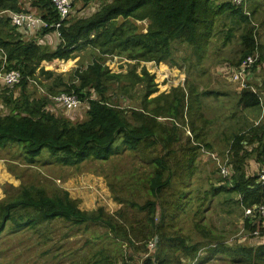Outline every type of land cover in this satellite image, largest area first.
I'll list each match as a JSON object with an SVG mask.
<instances>
[{"label":"rangeland","instance_id":"374dc122","mask_svg":"<svg viewBox=\"0 0 264 264\" xmlns=\"http://www.w3.org/2000/svg\"><path fill=\"white\" fill-rule=\"evenodd\" d=\"M72 1L73 10L67 25L89 18L103 4L113 0H91L88 3ZM18 2L23 10L36 13L29 7L28 0ZM241 4L248 23L231 22L224 16L219 17L215 21V34L206 43L201 44L199 49L175 43L171 59L167 57L159 62L136 63L122 55H104L93 46H82L68 59L39 62L41 71L36 73L39 80L33 79L26 86L30 99L39 100L50 86L56 93L65 90L71 92V86L78 85L74 72L102 60L111 74L121 76L118 82L110 84L105 97L124 112L131 127L138 128L146 121L143 116L147 112L142 108L149 111L160 106V110L167 103H172L174 98H181L182 93L186 112V97L190 88L198 94L200 115L192 116L191 108L183 115L184 118L182 116L183 119L174 120L166 117L164 112L156 111L155 120L162 125L164 132L159 138L146 140L136 150H129L117 141L113 145L115 153L108 160L88 159L76 166L57 164L46 153L33 163H28L21 146L7 144L0 147V209L10 199L18 197L22 189L39 188L48 196L68 194V199L83 212L92 213L102 209L104 217L111 221L116 230L125 231L110 233L107 227L99 223L73 226L60 219L30 230L13 231L7 227L0 234V264H94L103 254L113 256L116 264H143L154 253L156 243L150 227H147L150 226V221H147L149 214L139 208L148 200H155L147 190L146 181L155 167L151 160L160 157L168 165L171 180L170 186L156 199L157 211L153 224H158L160 216L166 214V222H171L174 230H179L189 241L202 244L197 257L184 264H228L223 255L209 256L207 247L215 242H223L229 247H249L264 242V235L259 233L261 228L264 229V223L249 221L252 225L249 232L243 225V210L238 203L240 197L232 192L214 194L220 186H233L236 137H244V149L240 155L245 174L256 176L264 169H259L254 154H247L258 144L252 140L250 128L256 127L264 119V3L255 10L249 1L242 0ZM4 14L0 12V16ZM140 14L145 16L147 12L142 9ZM131 23L138 34L145 35L150 30L149 18L136 19ZM247 31L260 47L252 53L253 59L257 61L259 55L262 56L251 71L252 78L248 82L261 99L260 107L252 109L237 104L239 92L243 89L240 83L232 78L227 80L224 73L218 72L224 64L236 65L246 49L242 35ZM41 44L42 47L46 45L44 40ZM142 67L149 76H153L152 83L156 89L146 99L150 101L149 105L144 99L148 82L139 79ZM109 83V78L104 80V86ZM3 89L0 84V94L12 93L13 98H19L22 93L19 89ZM203 92H216L219 95L202 96ZM91 95L94 100L100 97L95 92ZM3 107L0 100L1 113L6 114L7 110ZM46 111H52L57 117L76 124L86 120L88 107L86 101L73 110L50 104ZM171 133L173 142L161 139ZM202 149L210 155L203 153ZM212 155L223 164L225 176L219 172ZM207 256V262L203 263Z\"/></svg>","mask_w":264,"mask_h":264},{"label":"trees","instance_id":"16d2710c","mask_svg":"<svg viewBox=\"0 0 264 264\" xmlns=\"http://www.w3.org/2000/svg\"><path fill=\"white\" fill-rule=\"evenodd\" d=\"M81 1L88 3L91 0ZM247 1L253 5V10L264 3V0ZM28 2L29 7L36 10V14L43 20L58 21L49 0H28ZM241 2L242 0L237 3L234 0H113L103 4L89 18L75 20L69 25L66 21L60 28V42L52 50L42 47L41 41L53 29L30 32L13 26L7 14L0 16V68L4 65V72L18 70L22 75L18 85L12 88L3 86L5 88L3 90L22 91L19 98H13L12 93L0 94L3 108L7 110L6 114H2L0 110V147H5L7 144L21 146L28 163H33L46 153L57 164L76 166L88 159L108 160L115 153L113 145L117 141L129 150H136L146 140L153 141L159 138L164 132L162 125L156 121V111L164 112L166 117L174 120L182 118L191 108L192 116L200 115L198 94L190 88L186 97V112L182 93L181 98H174L172 103H167L166 107H161L160 110H158L160 106L149 111L142 108L147 112V115L143 116L146 121L138 128L131 127L124 112L109 103L104 94L109 90L110 84L114 81L118 82L121 76L111 74L99 60L85 69H77L74 72L78 85L71 86V91L82 101H86L88 107L87 118L83 122L72 124L62 117H57L52 111H46L52 102L45 96L40 97L39 100L30 99L26 94V86L29 79H36L35 73L39 62L68 59L73 52L86 45L97 48L102 54L122 55L136 63L159 62L167 57L171 59L175 43L199 49L201 44L206 43L215 34L217 18L224 16L231 22L248 23ZM142 9L147 12L145 16L140 14ZM3 11L24 12L25 10L18 0H0V12ZM144 18H149L151 25L149 32L142 35L137 33L131 21ZM119 19L121 21L118 23ZM29 33L37 34L29 35ZM242 43L246 49L241 53L235 66H228L232 68L238 66L243 58L252 55L260 48L255 44L249 31L242 35ZM261 60L262 56L259 55L250 73ZM225 65L227 64L223 66ZM262 73L264 77V68ZM107 78L110 83L104 86V80ZM139 79L148 82V90L144 94L146 101L148 96L156 91L152 83L153 76H149L142 67ZM246 83L248 87L240 90L237 104L245 109L259 108L261 104L259 94L250 89L248 81ZM47 92L51 95L58 94L52 86L48 87ZM94 92L100 96L95 100L91 97ZM201 95L219 94L203 92ZM146 102L149 105L150 101ZM250 131L252 140H256L258 144L247 154H254L256 164L262 169L264 168V119L256 127H251ZM243 138V136L241 139L236 137L237 143L233 149L235 154L233 186H220L214 194L232 192L240 197L238 203L241 207L251 208L264 205V182L257 181L258 175L245 174L242 155H240V151L244 149ZM161 139L172 142L174 140L172 133L165 134ZM247 141L249 144V138ZM151 163L155 167L146 184L147 190L155 200H148L139 209L149 214L147 221H150V226L147 227H150L151 235L157 236L158 239L154 253L148 256L143 264L192 262L202 248L201 243L191 242L179 230H174L171 222H166V214L160 216L158 224H153L157 211L156 199L170 186L171 174L164 158L152 159ZM17 195L18 197L10 199L0 209V234L7 227L13 231L30 230L56 219L73 226L99 223L107 227L110 233L125 232L116 230L111 221L104 217L102 209L92 213L80 211L75 203L68 199L66 193L62 196H48L42 189L28 187ZM252 219L249 218V221ZM244 226L249 232V226L252 225L245 220ZM196 227L198 228L199 225L196 224ZM259 233L263 235L264 230L260 229ZM260 243L249 247L245 245L229 247L219 241L207 247V252L211 257L223 255L227 258L228 264H264V242ZM112 257L103 254L94 264H116ZM202 262L206 263V258Z\"/></svg>","mask_w":264,"mask_h":264},{"label":"built area","instance_id":"2783aa9c","mask_svg":"<svg viewBox=\"0 0 264 264\" xmlns=\"http://www.w3.org/2000/svg\"><path fill=\"white\" fill-rule=\"evenodd\" d=\"M49 1L52 4L56 12V15L58 17V21L56 22L45 21L42 19V17H40L36 13L30 11H24V12L3 11L2 13H6L10 19V23L17 28L26 29L30 32L53 29L52 33H54L55 36L60 40L61 38L60 28L71 16L73 6L71 0H49ZM234 1L239 2V0H234ZM255 61L256 58L254 60L253 55H248L240 61L238 66L232 68L227 64L225 65L226 67L222 66L220 71L226 75L227 79L232 78L234 81L240 83L242 88H247L248 85L246 82L247 81L249 82L250 69L252 65L255 63ZM21 80H22V75L18 70H10L8 72H4V65L1 66L0 84L2 86L12 88L18 85ZM32 81L34 80L29 79L28 84L29 82ZM43 93L45 94L44 96L48 99V101L50 100L52 104L57 105L59 108L61 106L65 110L76 109L82 103V100L72 91L69 93L61 92L55 95L48 94V92L46 93L43 92ZM201 151L206 155H210L203 149ZM212 157L215 161H217L219 172L223 176H225L226 171L223 167V164H220L218 158H216L215 156L212 155ZM223 176H221V178H223ZM257 181L260 183L264 182V169L261 170L260 173H258ZM242 209L244 216L242 220L243 225L245 220H247V222L249 223V218H253L250 222L264 223V205L253 206L251 208L243 207ZM255 234H257V232H255ZM150 247H152V245Z\"/></svg>","mask_w":264,"mask_h":264},{"label":"crops","instance_id":"0c3cea01","mask_svg":"<svg viewBox=\"0 0 264 264\" xmlns=\"http://www.w3.org/2000/svg\"><path fill=\"white\" fill-rule=\"evenodd\" d=\"M86 5L88 6V4H86ZM100 8H101V7H100ZM100 8H99V9H100ZM99 9H98V10H99ZM98 10H97V11H98ZM97 11H96V12H97ZM96 12H95V13H96ZM37 33H39V32H37ZM37 33H35V34H30V33H29V35H36ZM50 35H51V36H50ZM43 40L45 41V44H46V45H44V47H47V48H51V47L54 46V45L57 46V45L59 44V42H60V40H59V39L55 36V34L52 33V32H51L50 34H48L47 37L44 38ZM49 46H50V47H49ZM87 46H89V45H86V47H87ZM84 48H85V47H84ZM74 53H75V52H73L72 54H74ZM104 55H106V54H104ZM101 61H102V60H101ZM143 63H144V62H143ZM103 65H104V63H103ZM104 66H105V65H104ZM37 71H40V69L38 68ZM37 71H36V73H37ZM36 73H35V76H36ZM36 79H38L37 76H36ZM38 80H39V79H38ZM57 107H58V106H57ZM216 256H217V255H216ZM207 259H208V257L206 258V260H207ZM206 262H207V261H206Z\"/></svg>","mask_w":264,"mask_h":264},{"label":"clouds","instance_id":"9594fccd","mask_svg":"<svg viewBox=\"0 0 264 264\" xmlns=\"http://www.w3.org/2000/svg\"><path fill=\"white\" fill-rule=\"evenodd\" d=\"M236 2V1H235ZM237 3V2H236ZM248 56V55H247ZM222 67V66H221ZM221 67L218 69V72L220 71ZM228 80V79H227ZM249 81H250V76H249ZM253 92H255L252 88H250ZM49 94V93H48ZM59 94V93H58ZM55 95V94H54ZM258 175V174H257ZM243 208V207H242ZM155 242V241H154Z\"/></svg>","mask_w":264,"mask_h":264},{"label":"water","instance_id":"95a60500","mask_svg":"<svg viewBox=\"0 0 264 264\" xmlns=\"http://www.w3.org/2000/svg\"><path fill=\"white\" fill-rule=\"evenodd\" d=\"M154 239H155L154 241H155V243H156V241H157V237H155Z\"/></svg>","mask_w":264,"mask_h":264}]
</instances>
